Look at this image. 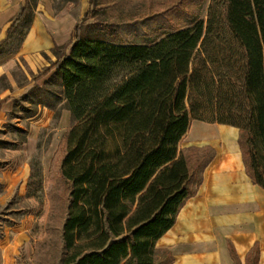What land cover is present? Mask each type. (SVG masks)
I'll use <instances>...</instances> for the list:
<instances>
[{"label":"trees","instance_id":"1","mask_svg":"<svg viewBox=\"0 0 264 264\" xmlns=\"http://www.w3.org/2000/svg\"><path fill=\"white\" fill-rule=\"evenodd\" d=\"M95 4L53 66L58 92H45L73 124L58 165L68 185L58 264H171L155 244L215 158L209 146L179 149L191 121L237 129L246 174L264 190V0H209L206 22L195 14L141 43L121 18L85 25ZM258 261L254 246L244 264Z\"/></svg>","mask_w":264,"mask_h":264},{"label":"rangeland","instance_id":"2","mask_svg":"<svg viewBox=\"0 0 264 264\" xmlns=\"http://www.w3.org/2000/svg\"><path fill=\"white\" fill-rule=\"evenodd\" d=\"M179 1L96 0L85 25L121 18V30L141 43L195 14L206 22L209 0H182L173 9ZM25 3L0 0V264H58L68 204L58 165L73 124L59 99L45 105V92L59 90L53 66L70 53L73 27L88 0H30L25 20L1 46ZM133 18L138 25H131Z\"/></svg>","mask_w":264,"mask_h":264},{"label":"crops","instance_id":"3","mask_svg":"<svg viewBox=\"0 0 264 264\" xmlns=\"http://www.w3.org/2000/svg\"><path fill=\"white\" fill-rule=\"evenodd\" d=\"M32 35L29 39H35ZM237 138L233 127L190 122L181 147L209 146L215 158L195 196L155 244L157 251L171 255V264H234L229 244L240 264L257 246L258 264H264V190L247 176Z\"/></svg>","mask_w":264,"mask_h":264}]
</instances>
